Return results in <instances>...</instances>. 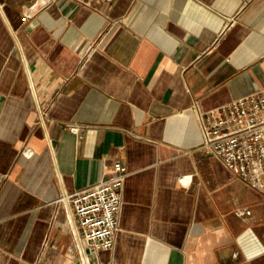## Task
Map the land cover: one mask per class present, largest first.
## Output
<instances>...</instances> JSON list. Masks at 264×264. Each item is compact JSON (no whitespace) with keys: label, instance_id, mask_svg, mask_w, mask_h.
Listing matches in <instances>:
<instances>
[{"label":"crops","instance_id":"crops-1","mask_svg":"<svg viewBox=\"0 0 264 264\" xmlns=\"http://www.w3.org/2000/svg\"><path fill=\"white\" fill-rule=\"evenodd\" d=\"M262 87L264 0H0V264H264V194L198 122ZM116 160L93 251L63 196Z\"/></svg>","mask_w":264,"mask_h":264},{"label":"built area","instance_id":"built-area-1","mask_svg":"<svg viewBox=\"0 0 264 264\" xmlns=\"http://www.w3.org/2000/svg\"><path fill=\"white\" fill-rule=\"evenodd\" d=\"M198 122L202 149L264 194V87L199 112ZM126 175L116 160L103 179L63 196L76 239L93 251L113 246Z\"/></svg>","mask_w":264,"mask_h":264},{"label":"water","instance_id":"water-1","mask_svg":"<svg viewBox=\"0 0 264 264\" xmlns=\"http://www.w3.org/2000/svg\"><path fill=\"white\" fill-rule=\"evenodd\" d=\"M75 264H80L79 262H75Z\"/></svg>","mask_w":264,"mask_h":264}]
</instances>
